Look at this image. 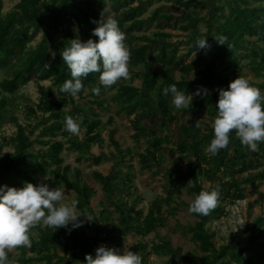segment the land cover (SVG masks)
I'll use <instances>...</instances> for the list:
<instances>
[{"label": "rangeland", "instance_id": "1", "mask_svg": "<svg viewBox=\"0 0 264 264\" xmlns=\"http://www.w3.org/2000/svg\"><path fill=\"white\" fill-rule=\"evenodd\" d=\"M20 1L3 0L2 13L4 15L13 13ZM86 1L71 0L75 6L84 5ZM226 1L223 0V3H226ZM200 2L201 0L196 1L192 8L186 9L175 0H107L106 5L97 6L96 9L101 14L112 15L118 21L120 13L128 9L125 3L129 4L130 7L142 5V12L136 19L123 22L126 44L132 43L133 48L137 49L142 45L148 44L149 39H161V35L165 34L168 35L164 38L165 44L171 45L170 50L177 49L178 51L175 63L164 65L160 59L151 61L152 58L155 59L160 56V49L155 48L153 55H151L152 57L149 56L147 59V61L153 63L154 70H165L177 81L186 79L189 82H193L202 79L204 76L206 77L210 72L216 76L227 77L231 72L229 69L218 63H212L211 55H204L200 51L193 50L192 37L195 31L188 21L181 20L183 22H181L180 26L177 29H173L172 26L163 24V21L154 19V14L159 10L161 14L172 13L178 19H182L187 14L192 15L194 18L199 19L200 22L197 24L198 31L199 34L204 36L208 32L206 23L208 9L200 7ZM254 5L264 6V2H257ZM225 12L227 13V10ZM134 21L138 24L137 28H132L133 26H131ZM185 27L188 28L185 29ZM72 29L77 30V27L73 24ZM42 37L43 32L40 31L28 43L26 50L35 49L42 41ZM61 38L62 33L58 32L55 39L58 41ZM247 39L246 49L240 54L242 57L240 70L249 80L255 82L257 88L264 94V70L262 71V76H257L254 69L259 67V62L252 58L253 44L264 47V40L256 36L248 37ZM16 61L18 60L16 59L13 63H8L5 67L0 68V80L11 77ZM129 67L131 79L121 80V82L111 88L104 87L100 90L99 95L91 92L93 87L86 88L74 98L73 103L69 102L67 105L63 104L62 100L68 99V96H61L58 88L54 87L55 95L52 99L54 102L62 103L61 113L63 117L58 119L62 124V131L53 137V141H62L65 144V150L61 154L64 159L62 167L71 166L69 173L71 182L80 189L83 186L93 189L94 195L89 206L84 210L79 209L77 190L70 189L62 182L54 184L56 180L52 172L56 169L55 165L47 171L41 172V182L48 184L50 188L62 186L65 194V203L70 204L72 201H76V211L79 214L91 215L95 219L89 222L86 217L81 216L79 219L84 221L83 225L73 229L85 238L92 239L99 236L101 245L116 247L121 250L124 247L129 248L130 251L138 252L140 255L144 252L143 245L147 246L150 251L154 242L163 239L169 241L173 248L181 249L183 255H194L203 260L205 254L202 253L200 246L193 240V234L190 231V228L194 227L198 221L196 214L188 211L189 205L196 194L186 187L185 183L188 163L190 161L197 162L198 159L194 158L192 153H184L181 150V144L184 139L182 127L187 126L193 130H200L201 138L203 139L213 129L212 123L217 112L208 111L207 113H202L196 109H175L171 104V116L166 122L167 126H161L158 129V139L162 140L160 150L157 152L159 153L160 162L156 163L151 156H146L148 166H143L145 163L142 155H146L149 149L154 151L152 145L153 136L151 135V117L147 110L140 107L129 112V109L132 108L120 100L118 88L124 84L141 88L143 80L138 74L144 70V64L139 66L129 65ZM40 86L49 88L54 85L51 80L34 79L27 85L22 86L14 94L5 92L1 94L0 108L3 109L5 116V120L0 126V145H3L1 156L17 152V144L12 140L16 138L20 125L26 129L27 134H30L31 140L34 142L32 151L39 152L48 149L47 142L51 139V136L44 129L54 123L56 119L52 117L51 112H45L40 109ZM206 89L208 90V95L216 92V88L208 87ZM196 91L191 92V94ZM203 97L205 96H193L192 102ZM171 99L170 97V102ZM65 115H71L73 118H82L79 135L74 136L64 130ZM98 119L103 122L100 130L104 140L103 145L95 144L90 151L85 148L76 150L73 143H84L88 136V124ZM197 120H200V127L198 128L195 127ZM137 122L147 129L145 135L139 140L135 137ZM112 131L115 132L114 138L119 142L121 149L126 152L125 154L120 155L115 146L112 145ZM231 140L233 148L227 152V155L230 157L235 156V148L239 146L243 150L244 158L240 159L236 166L225 165L219 167V163L206 166L207 169L211 167L213 170L209 173V176L202 177L200 181L205 190L210 191L219 185L221 191V199L217 207H221L222 212H220L218 219L207 224V229L210 231L217 247L233 244L238 252L247 245L256 221L259 218H264V197L262 196L264 194V143H261L262 147L259 152H252L242 146L239 139L235 136H232ZM208 145L209 143H203L202 146L205 153L210 156L211 154L206 152ZM102 154H105L106 158L96 165L93 161V156ZM244 161L251 162L252 166L241 172ZM77 169L80 172L79 176L76 173ZM94 172H100L105 176L113 172H119L120 174L110 192H106L102 183L94 177ZM176 186L180 187L179 192L172 189ZM238 189H241L243 199L238 198ZM109 199L112 204L110 203L111 201H108ZM115 203L122 205V209L125 212L130 208H135L137 211L143 212V217L149 213L153 205L156 208L160 205L161 217L165 222V226L159 227L156 232L147 236L133 233L123 238L108 240L103 233H98L99 227L104 231L105 228L109 229V227L113 230L121 231L123 227L121 222L122 215L116 210ZM108 211L112 214L109 215ZM241 222H244V225L239 227ZM133 223L136 224L135 218ZM32 232L34 233L31 236L32 245L38 244L41 237L40 233L37 229H33ZM259 242H264V237ZM58 253L60 257H64L61 251L58 250ZM245 254L253 259L254 264H264V247L254 245L245 248ZM12 255L17 260L22 257H37L36 254L31 253L30 248L26 247L14 250L10 256ZM93 256H95V253ZM65 258L69 259L68 257ZM210 263L212 261L208 264ZM63 264H86L85 256H80L76 263L68 260ZM147 264L186 263L181 258L170 260L169 257L150 255L147 259ZM215 264L236 263L230 258H226Z\"/></svg>", "mask_w": 264, "mask_h": 264}, {"label": "trees", "instance_id": "2", "mask_svg": "<svg viewBox=\"0 0 264 264\" xmlns=\"http://www.w3.org/2000/svg\"><path fill=\"white\" fill-rule=\"evenodd\" d=\"M177 3L190 9L198 0H175ZM257 2H264V0H201L200 7L208 9V19L206 21L208 32L206 35L199 34L197 24L199 19L187 14L182 19H178L172 13L161 14L160 10L154 14V19L163 21V24L172 26L177 29L181 22L188 21L189 25L193 26L194 34L192 37L193 50L200 51L204 55L212 56V63H218L223 67L229 69L231 72L227 77L216 76L212 72L200 80L189 82L186 79L177 81L171 77L167 71L153 69V63L147 61L148 57H152L154 49H160L159 58H152L151 61L160 59L164 65L174 64L177 56V49L170 50L171 45L165 44V37L168 35L162 34L161 39H149L148 44L142 45L137 49L133 48L130 43L128 48L131 52L130 65L139 66L144 64V70L138 76L142 78L143 85L141 88L134 87L130 84L121 85L118 88V97L126 105H129L131 110L141 109L147 110L151 117V135L153 136V150H148L146 155H142L144 160L143 166H148L146 156H151L154 161L160 162L159 153L161 139H158V129L161 126H167V121L171 116V102L169 98L171 94H164V89L172 84H176L178 90L191 94L199 87L216 88V92L198 99L189 105L188 109H196L198 112L207 113L208 111H216V104L219 98L218 88L227 89L230 81L238 76L247 78L240 70L242 64V57L240 54L246 49L248 37H258L264 40V6H255ZM107 0H87L84 5L75 6L71 0H21L16 6L15 11L8 15L2 13L3 0H0V68L5 67L6 64L15 63L14 70L10 78L0 80V96L2 93H16L22 86L27 85L34 79L51 80L52 87H39L41 94L40 109L45 112H51L55 122L45 127L51 139L47 142L48 149L34 152L31 149L34 147V142L31 140L23 126L18 127V134L12 141L17 144L18 150L15 154L1 156L3 145H0V187H23L25 182L33 183L34 185L41 184L40 174L47 171L53 165L56 169L52 172L55 177V183H64L70 189L77 190L78 208L84 210L91 202L94 195L92 188L83 186L81 189L73 184L69 178L71 166H63L64 159L61 157L65 150V144L62 141H53L58 132L62 131V124L58 121L63 117L61 113V104H69L74 102V98L68 94L60 93L61 96H68V99H63L62 103L54 102L52 97L55 95L56 86L59 90L60 86L67 79L71 78L70 71L63 63L61 51L68 46L71 39L79 38L86 42L89 38L96 40L98 38L92 36V30L97 27L93 20H99L101 13L96 9L97 6L106 5ZM128 9L120 13L118 24L123 31V22L134 20L142 12V5L138 7H130L125 3ZM74 8V9H72ZM117 10V9H116ZM227 10V13L225 12ZM183 20V21H181ZM73 24L77 30H73ZM138 24L135 21L132 23V28H137ZM188 27H185L187 29ZM33 31L31 32V30ZM40 31L43 32L42 41L32 50L27 51L28 43ZM58 32L62 33V38L56 40L55 36ZM223 35L227 37L226 45H219L214 39L215 36ZM263 36V37H262ZM206 38L208 45L207 49H199L195 47L197 39ZM230 47V49L228 48ZM252 58L259 62V67L254 69L257 76H262L264 70V47H259L253 44ZM49 65L50 67H46ZM99 74H90L83 80L85 88L99 86L100 89L104 87L99 85ZM248 79V78H247ZM249 80V79H248ZM252 86L257 87V84L249 80ZM264 88V86H263ZM83 91V90H82ZM81 91V92H82ZM132 105V107H131ZM32 112H34L32 110ZM5 116L3 109L0 108V126L3 124ZM87 140L84 143H73L76 150L88 151L92 149L95 144L103 145V138L101 128L103 122L96 120L88 124ZM159 125V127H158ZM136 139L139 140L145 135L146 128L137 122L136 124ZM184 139L181 144V150L184 153H192L194 158L198 161H190L188 163V171L185 174L186 185L190 180L195 187L190 188L196 195L205 190L201 184V178L209 176L213 168L206 166L219 163V167L236 166L240 159L244 158L243 150L236 146L235 156L230 157L227 152L233 148L232 136H230V143L225 148L219 151L215 156L208 155L203 149V143H209L214 138L213 129L203 139L201 138L200 130H193L187 126L182 127ZM115 132H111L112 145L115 146L120 155L125 154L118 141L114 138ZM262 145H259L261 149ZM130 152V151H128ZM155 152V153H154ZM106 158L105 154L100 156H93V161L96 165L100 164ZM252 166L251 162L244 161L241 172L247 170ZM77 175H80L79 170H76ZM119 172L111 173L108 176L100 172H94V177L99 180L103 189L110 192L113 184L117 182ZM229 184V183H227ZM230 185V184H229ZM173 190L180 191V187H173ZM241 189H238V198L243 199ZM171 193V192H170ZM230 195V192H229ZM264 197V194L262 195ZM108 201H111L110 199ZM112 204V201L110 202ZM116 210L122 215L123 227L121 231L98 228L99 234H104L108 240L114 238H123L130 234H137L147 236L156 232L159 227L165 226V222L161 217V209L153 207L145 216L143 212L137 211L135 208L128 209L125 212L122 205L115 203ZM222 212L221 207H216L208 216L197 215L198 221L194 227L190 228L193 234V240L200 246L205 257L203 260L194 255H183L181 249L173 248L172 244L163 239L154 242L152 249L149 251L147 246L143 245L144 252L140 255L143 258V264H147V259L150 255L169 257L170 260L181 258L186 264H205L212 261L210 264H215L220 260L230 258L236 264H254L252 258L245 254V248L259 245L264 247V242L259 240L264 237V218H259L250 235L247 245L240 251L235 250V245L230 244L224 247H217L210 231L207 229V224L210 221H215ZM134 216V217H133ZM136 220V224L133 220ZM37 231L40 233V241L30 247V251L36 254L37 257L26 258L22 257L17 260V264H63L65 261L76 263L80 256L86 254L93 255L97 247L101 245V239L96 236L92 239L85 238L78 231L71 228L53 229L44 226H38ZM71 229V231H69ZM110 230V231H109ZM104 231V232H103ZM110 232V234H109ZM58 250L62 252L64 257H60ZM148 250V252H147ZM54 252V253H53ZM65 257H68L67 260Z\"/></svg>", "mask_w": 264, "mask_h": 264}, {"label": "clouds", "instance_id": "3", "mask_svg": "<svg viewBox=\"0 0 264 264\" xmlns=\"http://www.w3.org/2000/svg\"><path fill=\"white\" fill-rule=\"evenodd\" d=\"M92 22L97 24L92 30V36L98 39L89 38L86 42L78 37L71 39L60 53L71 78L63 82L59 91L73 98L84 90L83 80L93 73L99 74V85L105 88H111L121 80L131 79V52L118 21L112 15L102 13L98 21ZM214 39L219 45H226L227 37L219 35ZM194 46L198 50L210 47L206 38L197 39ZM100 90L99 86L91 88L95 95H99ZM217 91V114L212 123L214 138L206 152L212 156L217 155L229 145L233 132L242 146L252 152H259V145L264 143V94L242 76L230 81L227 89L218 88ZM169 93L175 109L188 108L193 96L209 94L203 87L193 94H185L178 90L176 84L164 89L165 95ZM81 123V117L65 115L64 130L77 136L81 131ZM195 127H200V120L196 121ZM186 187L193 188L195 185L190 180ZM220 199L219 185L210 191L201 190L190 203L188 211L208 216L218 206ZM76 207V201L65 203L62 186L50 188L46 183L34 185L25 182L20 188L0 187V264H17L16 257L10 254L20 247L30 248L31 236L34 234L32 230L38 226L67 229L71 224L72 229H75L84 223L79 219L81 216L89 222L95 220L91 215L79 214ZM243 225L244 222H241L239 227ZM85 261L86 264H143V258L138 252L105 245L96 248L95 256L86 254Z\"/></svg>", "mask_w": 264, "mask_h": 264}, {"label": "crops", "instance_id": "4", "mask_svg": "<svg viewBox=\"0 0 264 264\" xmlns=\"http://www.w3.org/2000/svg\"><path fill=\"white\" fill-rule=\"evenodd\" d=\"M108 206H109V203H108ZM109 210V209H108ZM109 215H111L112 213L110 211H108ZM109 229H112L111 227H109Z\"/></svg>", "mask_w": 264, "mask_h": 264}]
</instances>
